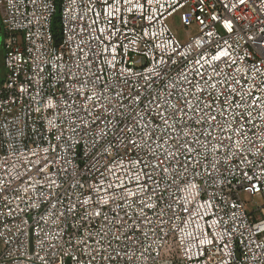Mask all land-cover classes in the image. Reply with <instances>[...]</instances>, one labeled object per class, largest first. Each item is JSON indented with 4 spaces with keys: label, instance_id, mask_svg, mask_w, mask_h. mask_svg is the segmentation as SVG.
<instances>
[{
    "label": "built area",
    "instance_id": "2783aa9c",
    "mask_svg": "<svg viewBox=\"0 0 264 264\" xmlns=\"http://www.w3.org/2000/svg\"><path fill=\"white\" fill-rule=\"evenodd\" d=\"M0 9V264H264V0Z\"/></svg>",
    "mask_w": 264,
    "mask_h": 264
},
{
    "label": "rangeland",
    "instance_id": "374dc122",
    "mask_svg": "<svg viewBox=\"0 0 264 264\" xmlns=\"http://www.w3.org/2000/svg\"><path fill=\"white\" fill-rule=\"evenodd\" d=\"M59 11L57 13V17L59 18ZM168 24L170 25L171 29L173 30L174 34L178 37L179 40L185 41L188 39L190 35H194L197 33L198 28L195 24L190 26H184L181 22L179 13H176L174 16L168 18ZM5 58V33L4 27L2 24V13L0 9V74H6V67L4 64ZM243 198L248 202L247 208L249 211L254 210L260 207L256 211V215L258 217L262 216L261 207L264 206V198L255 196V197H246L243 195Z\"/></svg>",
    "mask_w": 264,
    "mask_h": 264
},
{
    "label": "trees",
    "instance_id": "16d2710c",
    "mask_svg": "<svg viewBox=\"0 0 264 264\" xmlns=\"http://www.w3.org/2000/svg\"><path fill=\"white\" fill-rule=\"evenodd\" d=\"M58 23H59V18L56 17L55 20H54V23H53L54 24L53 28H54L55 31H58V28H59Z\"/></svg>",
    "mask_w": 264,
    "mask_h": 264
}]
</instances>
